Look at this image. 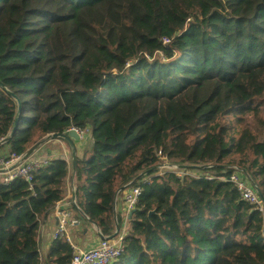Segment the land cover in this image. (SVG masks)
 <instances>
[{"label":"trees","instance_id":"obj_1","mask_svg":"<svg viewBox=\"0 0 264 264\" xmlns=\"http://www.w3.org/2000/svg\"><path fill=\"white\" fill-rule=\"evenodd\" d=\"M0 82L21 101L0 149L91 133L74 169L83 222L113 236L118 191L142 187L111 264H264L263 218L219 179L242 169L264 197V0H0ZM16 116L0 86V140ZM160 152L204 174L157 175ZM71 165L0 184V264H71L66 240L41 257L39 239Z\"/></svg>","mask_w":264,"mask_h":264},{"label":"built area","instance_id":"obj_2","mask_svg":"<svg viewBox=\"0 0 264 264\" xmlns=\"http://www.w3.org/2000/svg\"><path fill=\"white\" fill-rule=\"evenodd\" d=\"M163 43H169L168 39H163ZM74 129L80 139L82 140L86 133L89 131H82L76 128ZM21 156L7 153L0 157V184L9 185L17 179H22L30 185L32 189V181L34 173L43 165L47 163L43 158H36L31 156L24 162H19ZM167 157L163 156L161 152L158 154V160H166ZM233 172L229 177H221L219 179L229 181L240 193L241 199L245 201L253 211H256L263 218L264 223V200L258 195L255 190V186L252 184L247 174L239 168H233ZM158 175H164L166 172H174L179 178L190 176L196 177L186 172V169L178 166H172L168 164L158 165L156 168ZM212 178V176H207ZM75 187L73 188L74 192ZM143 189L139 185H129L124 192L123 200L126 205V215L123 218V227L119 229L115 237L103 236L96 246H93L87 250H82L76 247L73 242V233L79 230L81 227V220L72 207V200L67 203L56 207L57 227L53 234V241L63 239L68 242L74 249L73 258L71 264H111L118 260L124 252L123 237L125 236V227L130 219V214L136 209ZM72 198V197H71ZM59 204V203H58ZM57 204V205H58ZM78 211L79 208L75 207ZM83 218L87 217L81 214ZM264 231V227H263ZM116 233V232H115ZM114 233V234H115ZM114 236V235H113Z\"/></svg>","mask_w":264,"mask_h":264},{"label":"crops","instance_id":"obj_3","mask_svg":"<svg viewBox=\"0 0 264 264\" xmlns=\"http://www.w3.org/2000/svg\"><path fill=\"white\" fill-rule=\"evenodd\" d=\"M85 138L80 140L79 143H75V154L76 158L82 157L88 149H90L92 144V136L91 140L84 141ZM89 141H91L89 143ZM9 151V148L6 147ZM46 149H50L52 153L48 156V159L53 157H63L68 163H72L73 165V151L69 144H67L63 140H53L52 142H49L42 150L34 154V157L36 158H43V153ZM1 150V149H0ZM55 153V154H54ZM76 188L75 186V172L74 168H72L71 176L68 179L67 182V195L61 201L56 207L63 205L67 203L68 201L72 200V194H73V188ZM127 189H121L118 191L116 199H115V215L120 214L123 218L126 215V205L123 200V195L125 190ZM56 207L53 209V211L47 216L45 220H43V223L41 224L40 228V244H41V257H45L47 255L48 249L50 245L53 242V234L57 227V216H56ZM82 216V215H81ZM78 217V216H77ZM83 217V216H82ZM81 227L79 230H76L73 233V242L76 245L77 248L82 250H87L93 246H96L101 237L98 233V229L95 225L91 223L83 222L81 218ZM84 225V226H83ZM93 240V241H92ZM91 241V243H90ZM90 243V244H87Z\"/></svg>","mask_w":264,"mask_h":264},{"label":"water","instance_id":"obj_4","mask_svg":"<svg viewBox=\"0 0 264 264\" xmlns=\"http://www.w3.org/2000/svg\"><path fill=\"white\" fill-rule=\"evenodd\" d=\"M0 86L5 89L9 95L17 102V116H16V121H15V125L14 128L12 129V131L8 134V136L2 140H0V147L5 145L10 138L14 135L15 130L17 128V125L19 123L20 120V113H21V101L19 100V98L9 92L6 87L0 82ZM53 140H63L65 141L67 144L70 145L72 151H73V168L75 169V161H76V152H75V143H79L80 142V137L78 135V133L74 130V129H70L67 132L63 133V134H49L47 136H45L40 142H38L37 144H35L34 146H32L24 155L21 156L20 161L19 162H24L26 160H28L31 156H33L34 154H36L37 152H39L40 150H42L49 142H52ZM52 153V151L50 149H46L43 153V159L46 161L48 160V156ZM55 154V153H54ZM183 168V167H180ZM2 172V170H0V173ZM255 190L257 191L258 195L264 200L263 194L262 192L259 190V188L255 187ZM72 203L74 207H77L76 205V188L74 189V192L72 194ZM116 208V207H115ZM135 212V210H133L130 214V217L132 216V214ZM154 211L150 212L149 216L153 215ZM87 220L95 225L98 229V233L100 235V237L102 238L103 235L100 232L98 226L95 223H92L88 218ZM116 233L114 234L115 237L119 231V228H116Z\"/></svg>","mask_w":264,"mask_h":264},{"label":"rangeland","instance_id":"obj_5","mask_svg":"<svg viewBox=\"0 0 264 264\" xmlns=\"http://www.w3.org/2000/svg\"><path fill=\"white\" fill-rule=\"evenodd\" d=\"M84 138H85V139H84L85 142H86V140H91V139H90V138H91V133H90V132H87ZM90 142H91V141H89V143H90ZM7 153H10V152L7 150L6 147L1 148V150H0V157L3 156V155H6ZM162 164H168V165H172V166L183 167L184 169H186V172H189V173L192 174L193 176H196L197 174H198V175H202V174H204L203 171H201V170H197L196 168H188V169H187V166H190V164H188V163H186V162L178 161V160H171V159H168V158H166V160H162V159L160 160V159H159L158 162H157V166H158V165H162ZM71 166H72V165H71ZM149 173H150V170H145V171H143V172H141V173L139 172L138 179L143 178L142 181H145V180H147V179H150V177L147 176ZM157 175H158V174H157ZM210 176L213 177V174L210 175ZM117 216H118V218L123 219V217L120 216V214H118ZM123 224H124V223H123ZM81 225H82V224H81ZM83 226H84V225H83ZM128 229H129V227L126 226V227H125V232H124L125 234L127 233ZM92 241H93V240H92ZM90 243H91V241H90ZM90 243H87V244H90Z\"/></svg>","mask_w":264,"mask_h":264}]
</instances>
